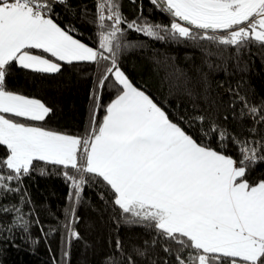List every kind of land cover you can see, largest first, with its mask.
<instances>
[{
	"label": "snow or ice",
	"instance_id": "1",
	"mask_svg": "<svg viewBox=\"0 0 264 264\" xmlns=\"http://www.w3.org/2000/svg\"><path fill=\"white\" fill-rule=\"evenodd\" d=\"M53 2L0 0V146H5L7 153L0 157V173L7 170V174H0V195L18 192L19 188L10 187L9 182L30 174L34 161L74 169L79 179L64 172L74 189L65 212V256L69 241L80 238L72 227L73 212L86 183L83 174H91L109 187L125 223L143 224L166 242L178 245L164 248L174 255L176 264H264V180L250 184L246 179L250 168L264 162V146L247 139L234 141L238 145L237 160L224 154L223 148L218 151L198 143L135 87L116 61L122 23L159 40L181 37L220 45L256 42L264 47V0H150L192 26L173 22L170 29L127 22L114 0H100L99 26L107 31L99 33L97 50L74 39L54 22ZM106 19L112 23L106 26ZM31 50L68 64L109 61L98 87L111 77L117 95L106 106L98 126L97 102L92 112L93 126L85 137L9 118L44 121L51 111L40 101L5 88L6 74L14 62L40 73L60 71L59 63ZM248 113L264 122V108L251 106ZM198 119L203 121V117ZM210 131L217 129L213 125ZM219 136L222 142L229 139L224 133ZM0 211H15V225L28 231V221L20 209ZM116 248L122 250L121 241H116ZM135 251L138 256L145 254ZM127 264L135 262L128 257Z\"/></svg>",
	"mask_w": 264,
	"mask_h": 264
},
{
	"label": "trees",
	"instance_id": "2",
	"mask_svg": "<svg viewBox=\"0 0 264 264\" xmlns=\"http://www.w3.org/2000/svg\"><path fill=\"white\" fill-rule=\"evenodd\" d=\"M99 2L55 0L51 18L70 35L97 50L99 33L107 31L99 26ZM114 2L123 19L139 26L170 29L173 22L179 21L150 0ZM104 15L107 17L109 12L106 10ZM111 23L104 21L106 26ZM121 28L117 65L170 120L198 143L218 151L223 148L224 154L237 160L238 145L234 141L247 139L264 146V122L248 113L251 106L264 108V47L256 42L235 46L181 37L159 40L128 29L123 23ZM31 51L50 57L40 50ZM60 63L61 69L56 73L23 69L16 62L9 67L6 90L38 99L51 110L44 121L9 118L60 134L85 137L93 126L92 112L97 102L98 126L106 106L117 95L111 77L102 88L98 87L109 61ZM213 125L217 132L210 131ZM219 133L229 139L222 142ZM6 154V147L0 146V157ZM65 171L80 178L74 169L34 161L30 174L9 182L10 187H18L19 191L0 195V208L20 209L28 221V231L15 225V211H0V264H127L128 257L135 264H176L174 255L164 248L175 249L178 245L166 242L156 230L143 224L125 223L118 206L113 204L109 187L91 174H83L86 183L73 212L72 227L80 238L69 241L65 256V212L69 193L74 191ZM0 174H7V170ZM246 179L250 184L264 180V162L250 168ZM117 240L122 243L120 251L116 248ZM137 249L145 254L138 256Z\"/></svg>",
	"mask_w": 264,
	"mask_h": 264
},
{
	"label": "rangeland",
	"instance_id": "3",
	"mask_svg": "<svg viewBox=\"0 0 264 264\" xmlns=\"http://www.w3.org/2000/svg\"><path fill=\"white\" fill-rule=\"evenodd\" d=\"M183 25V24H182ZM185 25V24H184ZM84 44V43H83ZM87 46V45H86ZM89 47V46H88ZM95 50V49H94ZM43 56V55H42ZM45 58H49V59H51L53 62H57V63H59L60 65H61V63L59 62V61H56V59L55 58H53V57H48V56H44ZM121 69V68H120ZM14 93V92H13ZM15 94H18V93H15ZM146 94V93H145ZM19 95H21V94H19ZM147 95V94H146ZM24 96V95H23ZM25 97H27V96H25ZM27 98H30V97H27ZM30 99H34V98H30ZM35 100H38V99H35ZM38 101H40V100H38ZM41 103H43L45 106H46V104L44 103V102H42V101H40ZM47 107V106H46ZM49 108V107H48ZM70 136V135H69ZM71 136H73V135H71ZM73 137H75V136H73Z\"/></svg>",
	"mask_w": 264,
	"mask_h": 264
},
{
	"label": "crops",
	"instance_id": "4",
	"mask_svg": "<svg viewBox=\"0 0 264 264\" xmlns=\"http://www.w3.org/2000/svg\"><path fill=\"white\" fill-rule=\"evenodd\" d=\"M74 39H76L75 37H73ZM76 40H78V39H76ZM79 41V40H78ZM81 42V41H80ZM82 43V42H81ZM74 62H77V61H74Z\"/></svg>",
	"mask_w": 264,
	"mask_h": 264
}]
</instances>
